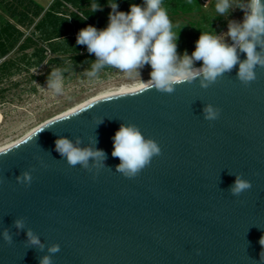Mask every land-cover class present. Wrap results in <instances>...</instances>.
I'll list each match as a JSON object with an SVG mask.
<instances>
[{
    "label": "water",
    "instance_id": "water-1",
    "mask_svg": "<svg viewBox=\"0 0 264 264\" xmlns=\"http://www.w3.org/2000/svg\"><path fill=\"white\" fill-rule=\"evenodd\" d=\"M237 70L208 89L196 81L171 95L110 90L0 150V232L13 235L11 245L0 236V264H39L47 254L25 247L26 233L12 226L20 217L45 246L60 245L53 264H264V69L249 87ZM205 104L221 109L219 119L203 118ZM122 123L161 149L132 179L115 171L111 154ZM60 136L103 150L106 167L94 177L69 166L55 150ZM23 171L30 187L17 183ZM237 174L252 184L239 197L229 193Z\"/></svg>",
    "mask_w": 264,
    "mask_h": 264
},
{
    "label": "clouds",
    "instance_id": "clouds-1",
    "mask_svg": "<svg viewBox=\"0 0 264 264\" xmlns=\"http://www.w3.org/2000/svg\"><path fill=\"white\" fill-rule=\"evenodd\" d=\"M109 7L112 11L106 28L98 30L89 25L81 29L76 37V44L86 45L88 53L96 57L90 68L84 71V75L89 78L98 77L106 68H114L128 76L134 73L140 78L139 70L150 65V79L146 82L140 79L132 95L153 89L171 95L177 85L193 84L196 81L202 89H208L237 65L236 79L244 87H249L258 78L256 69H264V0H240L239 3L236 0H216V16L227 17L231 9L239 8L244 12L243 21H229L228 31L222 35L214 31H201L191 56L187 51L182 56L177 53L178 32L174 30L164 0H143L142 5L131 4L127 13L117 10L115 0L109 3ZM99 8V4L92 5L93 12ZM225 37L230 38L231 43L226 42ZM240 53L246 54V59L240 60ZM196 61H202V66L195 67ZM62 85V72L59 69L52 70L47 78V88L58 94L62 91ZM119 97L122 95H106L104 100L111 101ZM202 111L203 118L209 122L216 121L221 114V109L212 104H205ZM101 123L103 120L98 125ZM46 127L37 129L30 139L37 137ZM112 139L111 154L120 160L115 171L129 179L135 178L149 166L154 156L161 155L158 143L145 138L133 123H122ZM54 143L55 150L71 167L79 165L92 172L94 177L100 169L106 167V153L91 146L80 147L82 138L79 136L74 140L60 136ZM89 143L95 145L96 137H90ZM5 154L6 151L0 152V155ZM16 180L30 187L33 177L30 171H23ZM251 187L249 180L237 174L229 193L239 197ZM12 226L17 234L20 231L26 233L25 247H34L40 252L46 248L47 254L39 258V264H53V256L60 251L59 244L45 246L39 235L27 227L24 217L16 218ZM0 236L6 244L13 243V235L8 228H4ZM259 243L264 246V236H261ZM260 258L264 261V251Z\"/></svg>",
    "mask_w": 264,
    "mask_h": 264
},
{
    "label": "trees",
    "instance_id": "trees-1",
    "mask_svg": "<svg viewBox=\"0 0 264 264\" xmlns=\"http://www.w3.org/2000/svg\"><path fill=\"white\" fill-rule=\"evenodd\" d=\"M112 0H52L43 5L36 0H0V85L9 83L17 87V77L25 75L30 91H37V84L47 83L50 72L59 69L65 81L90 68L96 57L89 54L86 45L76 44L78 32L91 25L98 30L108 25ZM118 11H130L131 4L143 0H115ZM240 0H238V3ZM216 0L204 7L202 0H164L169 18L178 32L177 53L195 50L201 31H214L219 35L232 16H216ZM100 8L93 12L92 5ZM215 17V18H214ZM150 66V65H147ZM45 69V70H44ZM114 68H106L96 78H106ZM37 71H41L39 74ZM0 91H5L0 88Z\"/></svg>",
    "mask_w": 264,
    "mask_h": 264
},
{
    "label": "rangeland",
    "instance_id": "rangeland-1",
    "mask_svg": "<svg viewBox=\"0 0 264 264\" xmlns=\"http://www.w3.org/2000/svg\"><path fill=\"white\" fill-rule=\"evenodd\" d=\"M36 1L47 6L52 0ZM236 2L238 3V0ZM230 11L232 14L230 21H243V10L234 8ZM0 16L8 19L2 10ZM227 31L228 26L219 35L226 34ZM225 39L226 42L231 43L230 38L225 37ZM200 65L202 61L194 62L195 67ZM151 70L150 66L145 65L139 70L140 78L134 73L128 76L116 69L109 72L106 78L90 79L84 73L76 74L68 81L63 79L62 91L58 94L48 89L47 83L40 85L39 82L34 83L37 84V91H30L31 86L26 82L25 75L13 80L21 82L17 87H9V83L0 85V88L5 90L0 91V146L18 140L40 124L100 92L139 83L140 79L149 80Z\"/></svg>",
    "mask_w": 264,
    "mask_h": 264
},
{
    "label": "bare ground",
    "instance_id": "bare-ground-1",
    "mask_svg": "<svg viewBox=\"0 0 264 264\" xmlns=\"http://www.w3.org/2000/svg\"><path fill=\"white\" fill-rule=\"evenodd\" d=\"M201 66H202V65L197 66V68H199V67H201ZM146 81H147V80H145V82H146ZM139 83H140V81H139ZM139 83H135V84H132V85H122V86H119V87H117V88H114V87H113L114 89H110V90L121 89V88H127V87H128V88H131V89H133V90H137V87H138ZM110 90L100 92V93H98V94H96V95L90 97L89 99H87V100H85V101H83V102H81V103L75 105L74 107L70 108V109L67 110L66 112H64V113H62V114H60V115H58V116H56V117H59V116H62V115H66V114H69V113H71L72 111H74V110L80 108L81 106H83V105L89 103L90 101H92V100L98 98L99 96H101V95L107 93V92L110 91ZM56 117H54V118H56ZM52 119H53V118H52ZM50 120H51V119H50ZM48 121H49V120H48ZM46 122H47V121H46ZM44 123H45V122H44ZM42 124H43V123H42ZM40 125H41V124H40ZM40 125H39V126H40ZM39 126H37L36 128H38ZM36 128L32 129V130H31L30 132H28L25 136H27L29 133H31V132H32L33 130H35ZM25 136L19 138L18 140H15V141H13V142H10V143H8V144H6V145L0 146V150L5 149V148H7V147H9V146H12V145L16 144L17 142H19L20 140H22Z\"/></svg>",
    "mask_w": 264,
    "mask_h": 264
},
{
    "label": "built area",
    "instance_id": "built-area-1",
    "mask_svg": "<svg viewBox=\"0 0 264 264\" xmlns=\"http://www.w3.org/2000/svg\"><path fill=\"white\" fill-rule=\"evenodd\" d=\"M212 0H202L204 7H207Z\"/></svg>",
    "mask_w": 264,
    "mask_h": 264
},
{
    "label": "crops",
    "instance_id": "crops-1",
    "mask_svg": "<svg viewBox=\"0 0 264 264\" xmlns=\"http://www.w3.org/2000/svg\"><path fill=\"white\" fill-rule=\"evenodd\" d=\"M51 3V2H50ZM49 5V4H48Z\"/></svg>",
    "mask_w": 264,
    "mask_h": 264
}]
</instances>
